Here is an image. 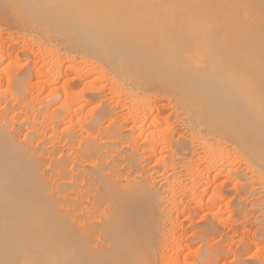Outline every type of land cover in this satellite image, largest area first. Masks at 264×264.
Here are the masks:
<instances>
[{
  "label": "rangeland",
  "instance_id": "rangeland-1",
  "mask_svg": "<svg viewBox=\"0 0 264 264\" xmlns=\"http://www.w3.org/2000/svg\"><path fill=\"white\" fill-rule=\"evenodd\" d=\"M93 1L84 0L85 4L83 0H80L78 6L80 4L81 7L79 6L78 8L76 5L79 12L90 11L93 14L92 21L85 19L84 22L87 28L90 25L91 29H93V26H96V29L91 30L92 32L97 31L94 32L97 35L94 40L88 42L86 46L78 48L70 38L72 30L65 23H62L64 19L62 18L63 15L69 18V15L72 14L71 8H64L60 3V8L58 7L57 9H60L61 14L58 10V18H61L57 22V19L54 21L50 19V14H48L49 19L45 16L47 11L51 9L53 2L51 0H0V126L3 125L7 132L15 127L17 130L14 133V140L19 145L27 142L28 147H31L32 151L38 145L43 146L44 149L45 147L56 145L55 147L58 149L50 158L55 163L56 160L64 155H72L71 158L75 159L79 155L77 151L79 152L81 144L80 138L89 137L103 148L101 147V150H99V153L101 151L100 156L96 154L90 160H84L83 165H89L90 163L92 166L97 165V167H100L101 164L105 166L108 163L111 164L114 160L111 165L118 169L125 166V164L129 168L132 167V169L136 167L135 171L138 174H144V180L148 177L146 171L156 168L153 172H156L157 175H154L156 178L158 177L157 181H160L161 184L163 183L162 187H165L164 190L161 188L160 192L168 190L169 196L168 194L167 196L171 197L170 199L166 197L167 199L164 201L165 207L164 205L162 206L164 208L163 217L161 216L162 218L158 224V229L160 230L157 229V232L159 231L157 235L159 237L157 236L158 239H156L157 241L155 240L157 246H155V259L158 260H156L157 264H184L185 262L186 264H199L197 263L198 260L205 254V249L210 248L211 245L213 248L222 251L221 253H224L222 254L223 256L220 255L221 259L217 261V264H238L236 259L239 260V258L237 257L247 260L249 258V261L253 262H257L258 258L259 260L264 258V239H262L264 238V164L249 150L244 142V138L239 135L241 132L240 128H237L231 134L223 132L207 120L202 106H193L190 109L191 106L186 101H182L183 99L178 100L179 98L172 94L169 85H171V89H174L176 84L178 85V82L181 84L180 81L184 77L181 72H178L180 67L175 66V62L171 63V66H174L171 70H176V75H172L173 77L169 81L166 78H164L166 80H162V69L157 67L153 70L150 61H146L144 57L145 46H143V43L140 44V42H137L136 45L134 43V41H138L134 28L137 29L138 27V29L144 30L145 26H155L153 31L149 33L150 37H155L161 31L158 29L157 24L151 20L152 18H147L140 14L139 9L142 8L143 1L107 0L104 3L107 5L105 7H103L104 4L101 1L94 4ZM172 1L176 3H171L174 7L178 5L181 9L187 8L190 12H192L193 7L202 1L205 8H209L210 6L209 9L217 10L219 14H223L227 9L229 12L227 16H230V11H232L231 5H233V2L230 0H208L213 5H209L207 0ZM239 1L236 2L237 6H234L235 9L237 8L234 12L241 8L238 11L239 13H248L245 10V0L244 2L243 0ZM179 4L186 6V8L179 6ZM84 7L85 9H82ZM191 7L192 9H190ZM136 8H139V12ZM64 9H68L70 14L68 15L69 11H65ZM95 9L102 13V15H99L101 18L98 17L97 20L93 18L97 13ZM174 9L175 11H181L179 8ZM249 12L253 13L252 11ZM181 15L185 17L184 15L189 14L183 12ZM172 16L175 15L171 14V20L174 22L171 23L173 25V27L171 26L173 28H171V31H173L171 36L174 39L179 37L183 30L178 21H173L176 17ZM227 16L226 19L224 18L226 22L221 20V23L231 24L229 23L231 20ZM112 17L114 19L117 17V19L124 20L125 22L129 18L122 34L123 37H127L128 41L131 39V44L120 43L116 45L117 42H112L111 38L109 40L107 33H105V36H107H104L103 33L106 32L107 24L110 19H113ZM227 20L230 21L228 22ZM88 22L92 23L87 25L89 24ZM198 23L201 26V23ZM252 23L255 24L253 25ZM199 24L196 23V25ZM251 24V28L256 25L253 30L261 26V22L257 21H253ZM204 28H207V26ZM177 30H180V32ZM149 34L147 33V35ZM162 34H166V31ZM185 38L186 36L179 39L180 41L171 40V48L167 49V53L174 57L175 54H178L175 51L176 48L178 50L182 48L181 51H183L184 45H186ZM107 41H110L108 42L110 44ZM222 41L223 43L228 42L233 44L230 37H224ZM103 43L107 45L106 47H111L109 49L113 53H111L108 61L105 60L102 53L100 55L99 45ZM123 46H126L125 48L128 46V50L132 49L133 46V50L130 49L131 55L128 54L127 61L122 59L121 56ZM213 56L212 52L203 59L201 65L193 66L187 63L180 70L183 69L181 70L183 72L187 70L185 72L190 75L188 81H191L194 86H196L194 80L199 83L206 82L208 76L205 77L203 75V70H206L210 75L216 76L218 79L217 83L223 84L234 69L244 68L247 63L245 55L239 54V59L236 60L237 64H235L237 66L230 71V69L224 68L223 63L215 60ZM167 63L169 64L170 62ZM248 68L250 70L248 69L249 73L245 72V79L249 75H252L251 68ZM109 70H111L110 73ZM246 75L248 76L246 77ZM255 76L261 77V75L253 74L251 76L252 81ZM256 80L254 81V83L256 82L254 85H257L258 88L253 87L255 91L250 88L248 90L249 93H246V95L251 99L246 97L245 100L247 99L246 102L248 104L254 105L256 102H253L254 104L249 102V99L252 101V97L249 95L256 96L255 98L260 100L261 109L258 107L257 112L256 110L252 111L253 109L250 110V107L248 110L246 109L250 113L246 116L250 121L251 119L253 121V118L257 116L256 113L262 114L264 118V77ZM172 85L175 86L172 88ZM180 87L183 88L182 86ZM205 87L206 85L204 86V90H202L203 92L207 90ZM132 88H135L134 91L138 95H143V91V98L150 102L148 109H144L140 103L133 102L134 99L128 91ZM190 89L191 91H188ZM194 90L192 86L189 89H182V91H187L189 94L193 93L192 91ZM242 92L244 93V88L240 85H237V88L233 90V93L236 95L242 96ZM71 93H76L77 98L72 100V97H70ZM245 100L244 103L246 104ZM242 105L246 114L245 107L247 106ZM58 112L63 113L61 115ZM57 113L61 118L55 117ZM254 115L256 116L252 118ZM154 117L157 118L156 124L152 122ZM253 123L256 125V120L251 123V126H253ZM189 127L192 128L190 129ZM70 129L71 133L69 132ZM31 131L33 132L32 134H30ZM65 134L67 137L69 135V137L73 138L71 151L62 148L65 144ZM76 137H79V140ZM170 139L172 141L171 144H167ZM105 141L107 142L105 143ZM42 142L43 144H41ZM111 142L113 144L116 143V146L115 144V147L110 145L112 144ZM107 150L108 153H106ZM43 156L47 158L46 154ZM43 163L40 165L39 173L42 174L44 171H47L44 178L46 181L56 171V167L50 161L45 160ZM217 163H220V166ZM214 166L219 167L216 169ZM70 167L71 164H67V170ZM220 167L223 170H220ZM205 168L209 170L207 171ZM67 177L66 179L63 178L62 182L60 181L57 185L52 186L53 189L46 188L44 192H48L47 195L55 194V198H58L59 192L61 194L70 193L72 196L78 193L83 184L81 178L77 177V180L76 178H71L72 176ZM123 178L125 179L124 176ZM123 178L119 180L123 182ZM164 178L169 180L167 181ZM75 179L76 181H74ZM147 179L151 183L149 186L146 183H141V185H135V187L127 188V190L131 189L134 192L141 193V197H146L145 195L151 192L149 189H160V183L157 182L154 185L151 178ZM166 181H170L171 183L167 184ZM78 186H80L79 189ZM168 186L171 188H168ZM202 191L204 194L202 193L203 195L200 200L199 193ZM212 195H214L212 199L214 202L212 201L208 204L207 202ZM89 199L91 200L90 197ZM84 200L87 202V198H84ZM84 200L83 202H85ZM169 203H171V206L168 205ZM84 208L85 210H83ZM81 210L86 213L88 209H86L85 205H82ZM80 211H78V214ZM154 215L155 212L150 216L151 221L156 216ZM69 217L71 218H69V222H73L74 218L72 215ZM206 226H213V231L206 234L204 231V228H207ZM257 231H262L263 233H258ZM253 241H256V243ZM249 243L251 244L249 245ZM34 247L37 249L38 246ZM243 249H247V253L244 256L240 254V251Z\"/></svg>",
  "mask_w": 264,
  "mask_h": 264
},
{
  "label": "bare ground",
  "instance_id": "bare-ground-1",
  "mask_svg": "<svg viewBox=\"0 0 264 264\" xmlns=\"http://www.w3.org/2000/svg\"><path fill=\"white\" fill-rule=\"evenodd\" d=\"M51 1H53L52 6L53 5L54 6L53 7L51 6V9L47 11L45 15L46 18L48 17V14H50L49 15L51 16L50 19H52L53 21L57 19L56 21L58 22L60 20L61 17L58 18L59 16L58 10L60 13V9H57L58 7L60 8L59 6L60 3L61 6H63L64 8H68V9L71 8L70 11H73L72 14H70V11L66 9L67 11H69V13L67 12L66 13L70 15L69 18L63 15L62 18L64 19L62 23H65L66 26H68V28L72 30L70 38L72 42H74L76 47L78 48L84 47L87 45L88 42L96 38L97 35L94 32L97 31L94 32L91 31L96 29L95 28L96 26H93L92 27L93 29H91L90 23L92 22L90 23L88 22L89 24L87 25L90 26H88L89 28H87L86 23L84 22L85 19L88 21L91 20L93 14H91L90 11L79 12L77 6L78 3H80V0H51ZM100 1L103 4L107 2V0H94L93 4L100 3ZM171 1L172 0H139V2H142V6H141L142 8L141 9L138 8L140 10V14L147 18H152L151 20L157 24L158 29L161 31L158 33V35H156L155 37H150L149 33L153 31V28H155V26L149 27L148 25L147 27L146 26L144 27L142 25L144 27V30L138 29V27L137 29L134 28V30H136L135 35L137 36L138 39V41H134L135 45L137 44V42H140V44L143 43V46H145L144 57L146 61H150L153 70L154 68L157 67L159 69H162L163 72V75L161 77L162 80L168 79L170 81L171 78L173 77L172 75H176L175 74L176 70H171V68L174 67L171 66L172 62H175L174 65L179 66L180 68L185 67L187 63L193 66L201 65L203 59H205L206 56L212 52L214 55L213 58L223 63L224 68L230 69V71L237 66L235 64H237L236 60L239 59L238 58L239 54L241 55L244 54L245 61L247 62L245 64V67L250 65L248 67L251 68L252 75L253 74L261 75V77L255 76L254 78L258 80L259 78L264 77V0H245V4H246L245 10L248 12L246 14L238 12L241 8L238 11L234 12V10L237 9V8L235 9L234 6L237 4L236 2L239 0H230L231 2H233V5H231L232 11H230V16H227V14L229 13L227 9L226 12L225 11L223 12V14H219L217 10L214 11L213 9H209L210 8L209 5H213V4H210L211 1L208 2V0L207 3L209 4L208 5L209 8L208 7L205 8L204 7L205 5L201 1L199 4H197V6H195L196 8L195 7H193V9L192 7L190 8L192 9L191 10L192 12H190V10H188L184 5L179 4V6H183V8L186 9H181V7H178V5H175L174 7L173 4L176 3L173 2L175 1L172 2ZM197 1L196 3H198ZM69 4H71L70 7H68ZM105 5L106 4H104L103 7H105ZM171 5L173 6V8L181 9V11L177 10L178 11L177 12L175 11V9L173 10ZM82 9H85V7ZM249 11H252L253 13L251 14ZM96 12L93 18L97 20L98 17L101 18V16L99 15H102V13L99 11ZM183 12L189 15H184L185 17H183V15H181L183 14ZM171 14L175 15L172 16V17H176L175 20L173 21H178V23L180 24L183 30V32L180 33L181 35L174 39H172L171 36L172 35L171 33L173 32L171 31V28L173 27L171 23H174L171 20ZM226 16L228 17V19L231 20V22H229L230 20H227L231 24H227V23L223 24V22L221 23V20L225 21ZM103 17L105 16L103 15ZM112 18L113 19H110L109 23L107 22L108 27L106 29V32L103 33L104 36L105 33H107L109 35L108 37L109 40L111 38L112 42L114 43L117 42L116 45L120 43L122 44L130 43L131 39H129L130 41H128L127 37L125 35H124L125 37H123L122 34L125 28V24L126 22L128 23L129 18L126 20V22L124 20L117 19V17H115V19L114 17ZM47 19H49V17ZM253 21L261 22L260 28L257 26L259 29L256 28L253 30V28H255L256 25L253 26V28L250 27L252 26L253 23L251 24V22ZM195 22L197 24H199L198 22H200L202 27L205 24H207L204 26V27L207 26V28L204 27L202 28L200 24L196 25ZM165 31L166 34H162L165 33ZM223 31L225 32L223 33ZM178 32H180V30ZM147 33L149 35H147ZM185 36L186 38L184 39V41L186 42V45H184L185 47L183 51H181L182 48L181 49L179 48V50L176 48L175 51L178 54L174 53L175 54L174 57L168 54L167 49L169 50L171 48V42H172L171 40L180 41L179 39H182ZM224 37L232 38L233 44L228 42L223 43L222 39H224ZM108 42L110 41H107V43ZM99 46L101 51L100 55L103 54L105 60L108 61L112 53V51H110L111 49H109L111 47L109 48L106 47L107 45H104V43L100 44ZM125 47L123 49L121 48L123 50L121 56L122 59L127 61L128 54L131 55L130 51L133 50V46L132 49L130 48L131 50L130 49L128 50V46L127 48ZM216 47L217 49L215 50ZM167 62L170 63L168 64ZM248 67L245 69L244 68L234 69L231 72L229 78H227L223 84L217 83L218 79L216 78V76L210 75L206 70H203L202 71L203 75L205 77L208 76L207 78L208 82L206 80V82L204 83L202 82L199 83L196 82V80H194L196 86H194V84L191 83V81H188L190 75L189 73L185 72L187 70L183 72L181 71L183 69L180 70L179 68L178 72H181V74L184 77L180 81L182 85L179 82L178 85L180 84L179 86H182L185 89H189L192 86V88H194L195 90L192 91L193 93L189 94L187 91H186L187 93L185 91H182L183 88L181 87L179 88L177 84L176 86L174 85L175 86L174 89H171L170 87L171 85H169V88L170 90H172V94L175 97L179 98L178 100L183 99L182 101H186L187 104L191 106L190 109H192L193 106H202L203 113L207 117V120L212 124H214L215 126H217V128L221 129L223 132H227L231 134L237 128H240L241 132L239 135L242 136V138H244V142L246 143L249 150L253 153V155H255V157L264 164V118L262 114L259 115L258 113H256L258 107L260 108V100L258 98H255L256 96L251 94L249 95L252 97V101H251L250 100L251 98L248 97V95H246V93L247 94L249 93L248 90L250 88H252V90L255 91V88L253 89V87H257V85H254L256 83V82L254 83L256 79L253 78V81L251 80L252 75L251 76L249 75V77H247L248 75H246L247 79H245L244 76L245 72L249 73L250 70ZM246 69L249 70L247 71ZM110 72L111 70H109V73ZM205 85H206L205 89L207 90L203 92L202 90H204ZM237 85H240L244 88V93L242 92V96L233 93V90L234 88H237ZM174 86L172 85V88ZM177 86L179 89H181V91H179ZM134 90L135 88L128 90L130 92L129 94H131V96L134 99V101L133 99L132 101L140 103L144 109L145 108L148 109L150 107V102H148L147 99L143 98L144 96L143 91H142L143 95H138V93L136 94ZM188 91H191V89ZM70 97H72V100H74L75 98H77V94L71 93ZM246 97L250 98L249 102H251L252 104L256 102L255 103L256 105L254 104L255 107L254 105H250L246 102L247 101V99L245 100ZM244 100L246 104L250 106L246 105L244 103ZM242 104L247 106L245 107V111L246 109L248 110L249 107L250 110L253 109L252 111L256 110L255 113L257 116L256 115L252 116V118L255 116L258 117V118L256 117L253 118L254 122L256 120V125L255 123H253V126H251V123L253 122L252 119L251 122L248 119V117H246L250 113L249 111L248 112L246 111L248 114L244 113ZM150 110L152 109L150 108ZM62 113L60 114L62 115ZM57 114L55 115V117L59 118L60 115L58 114L57 116ZM156 121L157 118L154 117L152 122L155 123ZM189 128L191 129L192 127ZM3 129H5L4 126L3 125L0 126V264H157L156 262L157 259H155L156 258L155 242L157 241L156 239H158L157 233L159 232V231L157 232V229H158V224L160 223L159 220L163 217V213H164V208L162 206L164 205L165 199H167L166 197L169 196V191L166 190V192H160V190H162L161 188H163L162 187L163 183L161 184L160 181H157L158 177L156 178L154 175V174L157 175L156 172H153V170L156 168H153V170L149 169V171L147 170L146 173L148 174L147 178H151L153 180L152 184L155 185L157 182L160 183V187H159L160 189H156V188H153L152 190L149 189V191L151 192L145 195L146 197H141L140 195L141 193L139 194L137 192L132 191L131 189L127 190V188H133V186L135 187V185L138 184L141 185V183H146L149 186V184L151 183H149L147 178L146 180H144L143 178L144 174L142 173L138 174L135 171V169H137L135 166H134L135 169H132V167L129 168L128 165L125 164V166L121 168L119 167L118 169L111 165L113 164L114 160L112 161L111 164L108 163L105 166H102L104 164H101L100 167H97V165L92 166V164L90 165V163L89 165L88 164L83 165L84 160L85 161L87 159L90 160V158H92V156L96 154L97 155L99 154L100 156L101 153V151L99 153V150H101L102 146L100 147L99 146L100 144L97 145L96 144L97 142L95 143L89 137L86 138L82 137V139L80 138L81 144H80L79 152L77 151L79 155L76 156L75 159L73 157L71 158L72 155L71 156L64 155L58 160H56L55 163V161L51 160L50 158L51 155L53 156V153L58 149L55 147L56 145L55 146L51 145L50 147L47 148L45 147V149L43 148V146L41 147L40 145H38L32 151L31 147L30 148L28 147L27 142H24L22 143V145H19L18 142L14 140L15 138L14 133H16L15 131L17 130L15 129V127L11 129L9 132H7L6 129L5 130ZM70 131L71 129L69 130V132ZM32 133L33 132L31 131L30 134ZM65 137H66L64 142L65 144L63 145L64 147L62 148H64V150L71 151V143L73 142V138L69 137V135L67 137L66 134ZM78 138L77 140H79ZM106 142L107 141H105V143ZM171 142L172 141L170 139V141L167 142V144H171ZM41 144H43V142ZM114 144L116 146V143ZM114 144L112 143L110 145L115 147ZM106 153H108V150ZM45 154L47 155V158H44L43 155ZM45 160L50 161L56 167L55 169L56 171L51 176H49L48 180L46 181L44 178L46 177L47 171H44L42 174L39 173V169L41 167L40 165L44 164L43 162H45ZM69 163L71 164V167L69 170H67L66 167L67 164ZM53 164L51 165L54 166ZM219 164L217 163V165ZM218 167H216V169ZM220 168H221L220 170H223L222 167ZM206 169L207 171L209 170L208 168H205V170ZM67 176H72L71 178L73 179L74 178L77 179V177L81 178L82 180L81 182H83V184L78 193H75L72 196L70 193L61 194L59 192V195L61 196L59 197V195H57L58 198H55L56 197L54 196L55 194L47 195L48 192L47 193L44 192L46 188L50 189L55 184L57 185L58 182L60 181L62 182L64 179L68 178ZM123 176L125 177V179L123 178ZM120 178H123L124 181L123 182L120 181L119 180ZM76 179L74 181H76ZM169 182H167V184ZM79 187L80 186H78V189ZM168 188L171 187L168 186ZM202 193L203 191L199 193L200 200L202 198V195L204 194ZM211 193L213 194V192ZM213 196L214 195L210 196L207 202L208 204H210V202L213 201L212 200ZM89 197L91 198V200L89 199ZM84 198H87V202L84 200ZM83 200L85 202H83ZM82 205L83 206L85 205L86 209H88L86 210V213H84L83 211L85 210V208L81 210L82 212L80 211ZM168 205L171 206V203H169ZM78 211H80L79 214ZM153 212H155L156 216L154 215L155 217L151 221L150 216L152 215ZM71 215L74 218L73 222L71 221L69 222V220L71 219L69 216ZM206 227H207L206 229L204 228L206 234L213 231V226L212 227L206 226ZM259 231L257 232L258 233L262 232ZM253 242L256 243V241ZM250 244L251 243H249V245ZM34 246H38L37 249ZM221 252L222 251L213 248L211 245L210 248L205 249V254L201 256V258L198 260L197 263L217 264L218 263L217 261L221 259L220 255L224 254ZM245 253H247V249H243L240 251V254L243 256ZM237 258H239V260L236 259L238 261V264H264V258H261L260 260L258 258L257 261L258 263L253 262L251 260L249 261V258L248 260L241 259V257H237ZM184 264H186V262Z\"/></svg>",
  "mask_w": 264,
  "mask_h": 264
}]
</instances>
